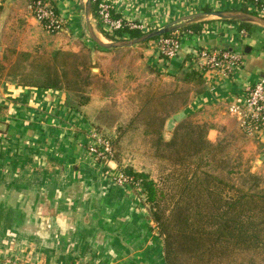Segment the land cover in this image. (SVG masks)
<instances>
[{
  "label": "crops",
  "instance_id": "crops-1",
  "mask_svg": "<svg viewBox=\"0 0 264 264\" xmlns=\"http://www.w3.org/2000/svg\"><path fill=\"white\" fill-rule=\"evenodd\" d=\"M49 1L66 22L68 32L60 33L62 38L71 36L82 41L91 49L94 62L100 60V54L115 55L132 48L147 70L146 75L143 68L134 76H163L170 80L185 70L198 72L200 85L192 90L189 103L168 117L166 135L181 120L195 114L206 118L211 140L225 126L237 129L247 141L230 106L240 104L246 88L264 78V27L253 25L246 35L241 33L245 29L239 21H202L193 24L195 29L187 26L180 30L178 54L164 60L158 39L145 46L96 47L83 34L87 30L85 0ZM107 1L116 18L144 23V30L208 11L207 7L247 8L264 17L252 0ZM0 3L1 13L5 14L1 19L2 33L11 15L28 26L41 25L30 11V0ZM94 21L101 30L96 17ZM58 45L52 49H59ZM206 48L240 55V67L229 76L211 70L203 65L205 59L196 57ZM102 67L98 62L97 75L115 76ZM69 95L62 89L0 82V264H166L163 240L154 233L153 220L132 185L112 180L115 171L110 167H116L115 160L96 164L87 155L95 115L88 109L99 110L94 106L99 94L90 93L91 100L79 107L70 103ZM246 148L262 157L264 167V141L248 137Z\"/></svg>",
  "mask_w": 264,
  "mask_h": 264
},
{
  "label": "trees",
  "instance_id": "trees-1",
  "mask_svg": "<svg viewBox=\"0 0 264 264\" xmlns=\"http://www.w3.org/2000/svg\"><path fill=\"white\" fill-rule=\"evenodd\" d=\"M252 1L256 5L264 4L262 0ZM93 6L98 20L97 1L93 0ZM243 10L259 14L247 8ZM240 25L245 34L253 29L250 23L240 22ZM101 32L112 40L132 39L145 33L127 25L114 34L101 26ZM25 55L34 68H40L49 78L41 83L18 84L75 90L81 93L82 105L91 100L90 93L96 86L94 78L99 75L91 72L96 64L90 56L77 62L72 61L76 54L70 51H58L52 57ZM60 56L63 63L59 67L56 59ZM6 67L0 62V77ZM71 73L73 78H69ZM192 73L193 78L201 79L198 72L192 70ZM133 89L132 123H143L145 135L155 140L156 151L167 167L157 181L133 168L126 174L132 177L136 193L145 195L150 218L163 237L166 264L264 263V180L249 168L239 169L238 162L230 164L228 154L221 156L227 146L223 140L212 141L207 135L208 127L194 120H182L175 126L171 138L164 140L162 128L167 118L186 104V100L179 104L175 98L185 97L187 90L182 92L177 85L171 89L167 84L155 86L151 81ZM174 101L176 108H170Z\"/></svg>",
  "mask_w": 264,
  "mask_h": 264
},
{
  "label": "rangeland",
  "instance_id": "rangeland-1",
  "mask_svg": "<svg viewBox=\"0 0 264 264\" xmlns=\"http://www.w3.org/2000/svg\"><path fill=\"white\" fill-rule=\"evenodd\" d=\"M2 16H5V14L2 15L0 11V62H2V64L6 65L7 67L2 72L0 82L6 81L15 83L21 82L24 84H35L41 83L42 80H44L43 82L48 80L49 76H44L43 71H41L40 68H34L32 66L31 60L27 59L28 56L25 55V53H32L33 56L40 54L52 57L58 51H70L76 54V56L73 57L74 59H72V61L81 62L84 61V59L88 56H90L92 60L94 59L92 57L91 49L89 50V48H87V46L84 45L82 41L78 39L76 40L71 36H63L62 38L61 34L67 35L66 32H68L66 22L63 30L59 32H49L42 26L41 23V25H39L38 27L32 24L28 26L27 22H24L22 20H13V18L15 19V17L11 15L9 16V19L7 21L8 25L5 26V31L4 33H2ZM98 20L101 21L100 17ZM95 29L104 41H115L103 35L99 27H95ZM178 31L179 35H181L180 38H182V32L180 30ZM83 34L87 39L91 40L88 30L84 31ZM91 42L93 41L91 40ZM93 44L95 46L97 45L94 42ZM140 44L141 45L137 44L136 46H145L144 44H146V42ZM54 45L61 46L59 47V49H52V46ZM203 50L217 52L214 49L209 50L206 48ZM220 52L224 53V51ZM199 53L200 51L196 53L197 58L201 57ZM97 54L100 53L98 52ZM109 54H100V60L97 61L103 66L102 68L104 72L113 73L115 76H97V78H94L96 80V86L93 88V91H91V93L99 94V98L94 102V106L99 108V110L88 109L91 114H95H93L94 116L92 117L93 130L92 132H90L91 135H88L92 137V134H94V136L97 135L98 138H106L111 143L113 142L112 144L114 145V153L111 159L115 160L117 165L116 167H114L115 165H111L115 169H112V167H110L109 165L108 166L112 171H115V173L111 174L112 180L114 182L119 185L126 186V183L120 182L119 178L122 174L123 176L127 175L126 171L129 172V170H132V168L137 172L148 173L151 178L157 181L163 172V168H166L167 165L156 151L155 140H149V137L145 135L143 123H141L140 121L136 124L132 123V118L135 114V110L133 109L132 97L130 95H132V91L134 90L133 88H135L134 86L137 83H140L139 85H141L145 82L147 83L148 81H151L155 86H158L159 84H167L170 89L177 85L182 92L184 90H187V94L185 93V97L179 96L178 98H175V100H177L176 102L180 104L186 100L187 104L191 100V96L194 93L192 90L200 85L202 78L200 80H198V78H193L192 76L195 75H193V73L188 70L183 71L179 76H172L170 80H165L163 76H134L138 74V71L141 72L144 68V64L140 62V56L137 52H132V48H129L128 50L126 49L120 52L117 51L115 55H113L114 53H112L111 55ZM97 61L94 62L93 60V63H95L96 65L91 68L92 74L98 73ZM56 63H58L59 67L61 66V64L63 63L62 56L56 59ZM146 72L147 70L146 68H144V75L147 74ZM73 77V73H71L69 78ZM139 79H142L143 81L138 82ZM62 90H66V92L70 94L69 101L73 106L79 107L82 105L81 102L83 101V99L81 98V93H78L75 90ZM176 102L174 101L171 106L169 105V107L172 108L175 106L174 108H176ZM180 106L178 108H180ZM186 118L184 119L190 121L194 120L201 126H207V135L209 137L210 127L205 120L206 118L204 119L203 116L200 117L195 114L189 115ZM174 129L175 127L171 130L170 135H166L163 126L162 134L164 140H169L171 138ZM240 129L243 132L241 127ZM243 134L247 137V141L237 129L228 130L225 126H223L220 128L218 137L216 136L217 138L215 140L212 139V141L216 142L219 140H223V143L227 145L224 149V153H221V156L228 154L229 157H227V161L230 164L231 162H238L240 163L239 169L245 170L249 168L251 172L258 174L262 178V180H264V167L262 157H258L257 154L254 153V151L253 153H249L246 148L248 145V137L252 140H255L256 142L264 141V138L251 136L245 132H243ZM91 142L92 140L87 144L86 147L87 155H89L93 159V161L96 162V164H110V161L101 162L100 160H97L95 157L93 158L91 156L88 150V146ZM221 170L223 171V168H221ZM132 191H135L136 193V188L133 187ZM136 194L138 195L140 202L143 203L145 209L147 210V216L150 218L148 207L144 203L145 195L143 193ZM153 229L154 233L160 236L157 224L154 221ZM161 238L163 240V237Z\"/></svg>",
  "mask_w": 264,
  "mask_h": 264
},
{
  "label": "built area",
  "instance_id": "built-area-1",
  "mask_svg": "<svg viewBox=\"0 0 264 264\" xmlns=\"http://www.w3.org/2000/svg\"><path fill=\"white\" fill-rule=\"evenodd\" d=\"M1 1V0H0ZM97 1L98 15L101 26L109 33L114 34L118 29L124 26L144 30L145 24L116 18L113 13V7L107 0ZM259 12L264 14V4L257 5ZM30 11L39 20L42 26L49 32H59L64 29L65 21L60 14L53 8L47 0H30ZM149 30H144L147 32ZM242 34L245 31L241 30ZM181 35L179 31L172 32L170 35H162L158 39V49L161 57L165 60L174 58L181 47ZM200 58L205 59L203 65L215 70L225 76H229L236 71L241 64V56L228 51H200ZM230 112L234 114L242 128L243 132L256 137L264 138V78L260 79L254 85L245 90V95L240 104H232ZM92 142L88 146L91 156L101 162L110 161L113 156L111 142L106 138H98L92 134ZM119 181L126 184L132 183V177L129 175L119 178Z\"/></svg>",
  "mask_w": 264,
  "mask_h": 264
},
{
  "label": "water",
  "instance_id": "water-1",
  "mask_svg": "<svg viewBox=\"0 0 264 264\" xmlns=\"http://www.w3.org/2000/svg\"><path fill=\"white\" fill-rule=\"evenodd\" d=\"M94 16L95 15H94L93 0H85V17H86L89 37L94 43H96L98 46L104 49L132 47L137 44L147 42L162 35L181 30L184 27L202 21H206L209 19L233 20V21L245 22V23H250L252 25L264 27V17L254 14L252 12H246L242 10H230V9L211 10V11H203L182 17L178 20L170 22L169 24L161 28L153 29L136 38L121 39V40L106 42L101 38L100 34L97 33L95 29Z\"/></svg>",
  "mask_w": 264,
  "mask_h": 264
}]
</instances>
